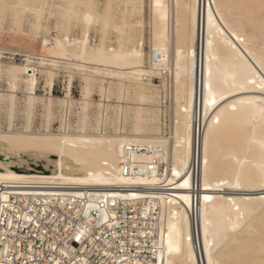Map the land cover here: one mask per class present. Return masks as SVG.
<instances>
[{"label":"bare ground","instance_id":"bare-ground-1","mask_svg":"<svg viewBox=\"0 0 264 264\" xmlns=\"http://www.w3.org/2000/svg\"><path fill=\"white\" fill-rule=\"evenodd\" d=\"M111 1L63 0L70 11L81 10L86 26L101 23L102 41L96 48H89L84 37L66 38L48 48L56 56L52 60L34 58L35 63L25 54L24 64L5 62L11 91L0 93V105L5 102L12 111L15 88L23 84L21 112L27 124L22 132H0V198L48 199L49 193H59L86 199L84 205L103 211V219L116 201L147 209L155 233L139 250L148 251L149 257L121 264H264V0H150L146 67L141 47L125 46L129 39L122 36L127 25L123 16L119 28L113 24L121 33L116 47L107 45L104 31L114 21ZM45 3L34 9L36 14ZM62 19L67 33L70 23ZM5 64L0 62V71ZM60 69L82 77L79 100L71 98L70 79L63 98L51 95ZM41 73L48 93L38 96ZM154 77L160 86L151 83ZM93 87L100 100L97 128L90 133L87 109ZM158 91L167 106L141 105L147 100L158 104ZM113 94L122 101L133 96L139 100L114 106L120 119L133 122L125 133L102 132L110 108L105 100ZM34 107L41 109L44 133L31 132ZM74 107L80 108V116L72 127L69 113ZM57 111L60 125L52 133L47 127ZM165 113L166 134L158 119ZM131 146L141 148L131 153L138 171L124 176L120 163ZM37 163L50 173L12 170H30Z\"/></svg>","mask_w":264,"mask_h":264},{"label":"rangeland","instance_id":"rangeland-1","mask_svg":"<svg viewBox=\"0 0 264 264\" xmlns=\"http://www.w3.org/2000/svg\"><path fill=\"white\" fill-rule=\"evenodd\" d=\"M45 3L44 10L40 15L36 14L34 11L35 8L40 6V2ZM102 1V0H100ZM2 0L0 1V62L5 64V60L1 59L2 57H6L9 53H18L23 55H29V60L37 63V60L34 58H44L46 60H52L51 58H55L48 48L53 46L57 40L66 39L70 41H75L82 39L83 37L86 39V45L92 48H96L100 45L102 41V25L100 22L92 21L87 26L83 20V13L80 9L70 11L64 4L63 0ZM63 2V3H62ZM20 3V4H19ZM58 4V5H57ZM53 5V6H52ZM6 8V9H5ZM47 8V10H46ZM64 8V9H63ZM150 0H132L130 3H126L124 0H112L111 1V14L114 17L111 20V25L106 31H104L108 40L106 41L107 45L110 48H115L117 45V37L121 34L114 25L117 27L120 26L122 19L121 16L124 17L127 25L122 27L123 37L125 39H129L128 42L125 43L126 47L130 49H136L141 47L143 51L144 65L148 66L149 59V49H150ZM75 11V12H74ZM239 13L238 10L235 11ZM69 13V14H68ZM68 14V15H66ZM65 17V21L63 23H70L68 28V34L64 32L63 26L61 25L62 18ZM60 21V22H59ZM70 21V22H69ZM59 22V23H58ZM34 26L36 30L33 29ZM62 26V27H61ZM71 26V27H70ZM87 28H86V27ZM38 27V28H37ZM119 28V27H118ZM33 29V30H32ZM65 36V37H64ZM55 41V42H54ZM3 54V55H2ZM51 57V58H50ZM12 63V64H18ZM9 64V63H8ZM11 64V63H10ZM24 64V63H21ZM0 71V93L1 94H9L11 91L9 86V78L6 73L7 64L2 65ZM5 66V67H4ZM7 66V67H6ZM38 66V65H34ZM60 69L57 75L54 78L53 88L51 90V95L53 98H63L66 94V89L68 87V81L71 80V89L70 94L73 100H79L81 98V87L83 85L82 77L75 70ZM74 71V72H73ZM67 74H66V73ZM71 72V73H70ZM74 73V74H73ZM73 74V75H72ZM70 75V76H69ZM69 76V78H68ZM73 76V77H72ZM38 77V75H37ZM40 77V78H39ZM38 82L36 86V95L43 96V94L48 93V89L45 87V76L39 75ZM44 77V78H43ZM147 78L144 77V81ZM151 83L154 86H160V80L154 78H149ZM44 80V82H43ZM143 81V82H144ZM146 83V82H145ZM43 87V88H42ZM47 90V91H46ZM23 84H20L16 92V103L15 108L10 111V108L2 102L0 105V132L7 133L9 131L12 132H22L24 126L27 124V117L21 111L24 110L23 100L25 96ZM46 91V92H45ZM160 92V99L158 104H153L151 100L144 101L141 105L144 107L156 106L161 108L162 106H167L168 102L165 99H161L163 95V91ZM164 98V97H163ZM88 99L91 101V106L88 107V128L87 131L90 133H95L94 129L97 128V111L98 108L96 104L100 100V95L97 87H93L90 91ZM106 104L109 105V111L107 112L108 120L106 125L103 127L102 132L106 134H117L118 132H127L132 127V120L130 118H119V114L114 110V106L117 103L123 104H131L135 105L139 102L137 101V97H129L127 100H120V97L117 94H113V96L109 97L105 100ZM121 105V104H120ZM36 107V106H35ZM33 109V114L30 115L29 123L31 127V132L35 133L36 130H43L45 126V120L41 116L42 112L40 107ZM133 106H128L127 108H132ZM11 112V113H10ZM80 108L74 107L72 112L69 113V123L72 127H74L78 121L80 116L79 114ZM55 116L51 119L48 124L47 130L52 133H57V128L59 127V116L61 111L58 113L55 112ZM78 114V115H77ZM128 117H131L132 114L128 113ZM8 117V118H7ZM25 117V118H24ZM161 119L163 122L162 128L163 133H167V114L165 113L163 116H159L158 119ZM124 119V120H123ZM11 126V127H8ZM46 128V126H45ZM142 128L144 130H149L146 125L142 124ZM44 133V130L41 132ZM11 156H7V158ZM14 158V157H12ZM53 158V157H52ZM30 170L25 168H19L17 166H13L12 170L17 173H25V174H49L50 172L44 169L41 163L31 164ZM230 192V191H229ZM224 192L223 194H238L240 192L231 191ZM247 194V192H244ZM254 194V193H253Z\"/></svg>","mask_w":264,"mask_h":264},{"label":"built area","instance_id":"built-area-1","mask_svg":"<svg viewBox=\"0 0 264 264\" xmlns=\"http://www.w3.org/2000/svg\"><path fill=\"white\" fill-rule=\"evenodd\" d=\"M26 57L16 53L2 59L24 63ZM140 150L136 146L126 150L120 163L124 176L137 173L131 153ZM153 165L146 171L151 172ZM48 197L28 195L24 199L11 194L6 200L0 198V264H121L138 256L149 257L148 251L139 250L153 238L150 233H155L147 209L116 201L105 209L103 219V211L84 205L86 199L59 193Z\"/></svg>","mask_w":264,"mask_h":264}]
</instances>
